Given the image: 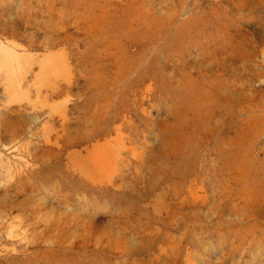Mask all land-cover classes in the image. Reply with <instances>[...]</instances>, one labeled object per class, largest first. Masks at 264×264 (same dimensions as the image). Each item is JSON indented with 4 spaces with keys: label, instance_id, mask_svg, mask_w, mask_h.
Listing matches in <instances>:
<instances>
[{
    "label": "rangeland",
    "instance_id": "obj_1",
    "mask_svg": "<svg viewBox=\"0 0 264 264\" xmlns=\"http://www.w3.org/2000/svg\"><path fill=\"white\" fill-rule=\"evenodd\" d=\"M0 264H264V0H0Z\"/></svg>",
    "mask_w": 264,
    "mask_h": 264
}]
</instances>
